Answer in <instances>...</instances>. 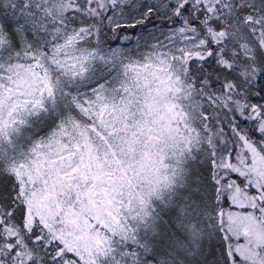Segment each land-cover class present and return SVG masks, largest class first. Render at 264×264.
Masks as SVG:
<instances>
[{
    "label": "snow or ice",
    "instance_id": "1",
    "mask_svg": "<svg viewBox=\"0 0 264 264\" xmlns=\"http://www.w3.org/2000/svg\"><path fill=\"white\" fill-rule=\"evenodd\" d=\"M0 264H264V0H0Z\"/></svg>",
    "mask_w": 264,
    "mask_h": 264
}]
</instances>
